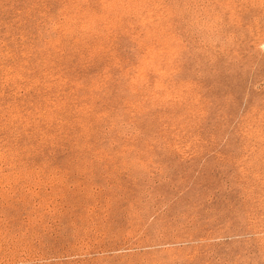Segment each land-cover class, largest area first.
<instances>
[{"label": "rangeland", "instance_id": "rangeland-1", "mask_svg": "<svg viewBox=\"0 0 264 264\" xmlns=\"http://www.w3.org/2000/svg\"><path fill=\"white\" fill-rule=\"evenodd\" d=\"M0 264H264V0H0Z\"/></svg>", "mask_w": 264, "mask_h": 264}]
</instances>
